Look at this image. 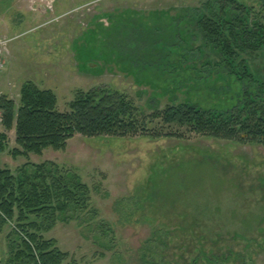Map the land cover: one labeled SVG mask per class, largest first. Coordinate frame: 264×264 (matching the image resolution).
<instances>
[{
	"label": "rangeland",
	"instance_id": "374dc122",
	"mask_svg": "<svg viewBox=\"0 0 264 264\" xmlns=\"http://www.w3.org/2000/svg\"><path fill=\"white\" fill-rule=\"evenodd\" d=\"M0 32L20 35L0 71V95L16 105L30 81L54 92L60 112L99 89L142 115L178 104L264 114V0H0ZM2 127L0 168L49 162L88 189L83 208L30 216L66 254L60 264H264V145L157 119L149 129L180 137L75 134L62 150L25 157L11 154L15 132ZM16 225L0 218V264L23 236Z\"/></svg>",
	"mask_w": 264,
	"mask_h": 264
},
{
	"label": "trees",
	"instance_id": "16d2710c",
	"mask_svg": "<svg viewBox=\"0 0 264 264\" xmlns=\"http://www.w3.org/2000/svg\"><path fill=\"white\" fill-rule=\"evenodd\" d=\"M235 6L244 10L240 5ZM203 28L207 34H215L214 22L204 19ZM260 28L263 27L258 25L257 30ZM243 34L247 37L252 35L245 30ZM223 52L227 57L235 55L227 44L223 45ZM0 112L4 128L15 132L18 147L11 151L13 156L41 155L48 148L62 150L75 134L87 137L137 134L156 138L180 137L177 133L149 129V124L157 119L166 124L186 126L191 132L217 139L264 145V114L255 116L248 113L243 118L235 115L224 118L217 113L198 110L194 105L178 104L142 115L133 101L124 95L99 89L79 92L69 104V110L60 112L52 90L40 89L27 81L21 86L18 105L0 95ZM5 140L6 133H1L0 153L6 149ZM49 165L52 163L32 165L35 170L29 173V163H26L16 175L0 168V218L6 222L16 216V229L23 235L17 247L11 249L5 264H60L66 257L65 253L53 247L52 241H45L37 235L40 225L30 216L64 212L70 205L83 208L88 189L77 175L54 176ZM49 178L50 181L47 180Z\"/></svg>",
	"mask_w": 264,
	"mask_h": 264
},
{
	"label": "built area",
	"instance_id": "2783aa9c",
	"mask_svg": "<svg viewBox=\"0 0 264 264\" xmlns=\"http://www.w3.org/2000/svg\"><path fill=\"white\" fill-rule=\"evenodd\" d=\"M48 9L51 8V5L49 4V6L47 7ZM49 11V10H48ZM54 19H49L47 21H45L43 24L46 25L48 24L50 21H52ZM42 24V25H43ZM20 35H15V36H9L7 34L1 33L0 32V71H3L6 69L7 64H8V55H9V45L10 43L15 40L16 38H18ZM3 118L2 115L0 113V130L3 129Z\"/></svg>",
	"mask_w": 264,
	"mask_h": 264
}]
</instances>
